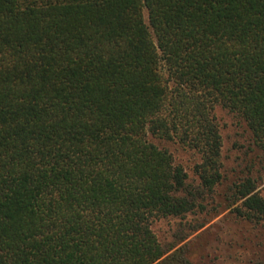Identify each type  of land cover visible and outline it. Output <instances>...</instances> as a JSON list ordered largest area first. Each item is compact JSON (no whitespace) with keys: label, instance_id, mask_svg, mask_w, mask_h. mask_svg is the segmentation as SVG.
Listing matches in <instances>:
<instances>
[{"label":"trees","instance_id":"16d2710c","mask_svg":"<svg viewBox=\"0 0 264 264\" xmlns=\"http://www.w3.org/2000/svg\"><path fill=\"white\" fill-rule=\"evenodd\" d=\"M220 111L249 155L224 200L264 222V0H0V264H193L201 225L151 222L207 211Z\"/></svg>","mask_w":264,"mask_h":264},{"label":"rangeland","instance_id":"374dc122","mask_svg":"<svg viewBox=\"0 0 264 264\" xmlns=\"http://www.w3.org/2000/svg\"><path fill=\"white\" fill-rule=\"evenodd\" d=\"M220 116L224 124L221 151L224 179L208 200L207 211L197 212L183 220L155 218L151 227L161 242L172 243L180 221L186 223L185 231L187 227L201 225L170 251L179 248L193 264H264V222L253 223L235 217L224 200L228 187L248 165L249 155L244 152L246 142L242 127L222 111ZM150 140L159 147H167L174 160L181 163L187 174L195 179L193 165L199 160L197 153L183 149L176 142L153 137ZM256 176L260 177L256 190L264 195L263 160L257 164Z\"/></svg>","mask_w":264,"mask_h":264}]
</instances>
